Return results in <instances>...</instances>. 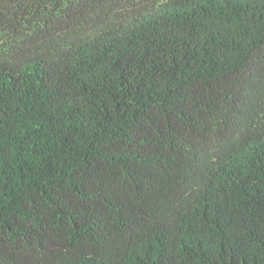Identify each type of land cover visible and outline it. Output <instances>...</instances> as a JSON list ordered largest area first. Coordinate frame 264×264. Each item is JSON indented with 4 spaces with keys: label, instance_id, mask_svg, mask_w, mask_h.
<instances>
[{
    "label": "trees",
    "instance_id": "1",
    "mask_svg": "<svg viewBox=\"0 0 264 264\" xmlns=\"http://www.w3.org/2000/svg\"><path fill=\"white\" fill-rule=\"evenodd\" d=\"M264 0H0V264H264Z\"/></svg>",
    "mask_w": 264,
    "mask_h": 264
},
{
    "label": "snow or ice",
    "instance_id": "2",
    "mask_svg": "<svg viewBox=\"0 0 264 264\" xmlns=\"http://www.w3.org/2000/svg\"><path fill=\"white\" fill-rule=\"evenodd\" d=\"M262 56H264V53H261Z\"/></svg>",
    "mask_w": 264,
    "mask_h": 264
}]
</instances>
